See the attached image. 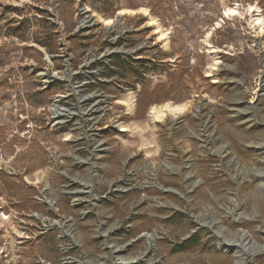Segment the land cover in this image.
<instances>
[{
    "label": "rangeland",
    "instance_id": "1",
    "mask_svg": "<svg viewBox=\"0 0 264 264\" xmlns=\"http://www.w3.org/2000/svg\"><path fill=\"white\" fill-rule=\"evenodd\" d=\"M258 13L0 0V264H264ZM168 102L189 108L153 119Z\"/></svg>",
    "mask_w": 264,
    "mask_h": 264
},
{
    "label": "bare ground",
    "instance_id": "2",
    "mask_svg": "<svg viewBox=\"0 0 264 264\" xmlns=\"http://www.w3.org/2000/svg\"><path fill=\"white\" fill-rule=\"evenodd\" d=\"M260 8H257L255 6H249V12L250 13H254L255 10L257 12H261L259 10ZM126 13H134L135 11H129V10H122L119 12V15H123ZM139 12L144 13V14H150L148 13V10L145 8H142L141 10H139ZM240 14V11L238 10V7L236 8H226L225 10V15L226 16H237ZM253 22L255 25L259 26L260 30L262 32H264V16L262 13H258L256 15H253ZM103 23H105L106 25H109L111 23H113L112 19H106L103 20ZM150 25H154L156 24V20L152 19L149 22ZM157 25V24H156ZM156 32H159L158 30ZM161 33V32H159ZM160 39L163 41L167 40V34L166 33H161L160 34ZM213 69V68H212ZM189 108V104L188 103H183V104H172L171 102L165 103L163 105H159V106H152L151 110H150V115L153 117V119L155 120H163L166 117H168V115H178V114H184Z\"/></svg>",
    "mask_w": 264,
    "mask_h": 264
},
{
    "label": "trees",
    "instance_id": "3",
    "mask_svg": "<svg viewBox=\"0 0 264 264\" xmlns=\"http://www.w3.org/2000/svg\"><path fill=\"white\" fill-rule=\"evenodd\" d=\"M109 59L111 60L110 62H112V66L115 67L116 69L118 70H126V73H130V74H134V71H133V67H125V63L128 61H126V59H131L130 56H126V55H121V54H113L109 57ZM135 63H139L141 64V67H138V69L142 68L143 72L142 73H138V76L142 77L146 74V71H145V66L144 64L148 63L146 62L145 59H140V60H135L134 61ZM96 67H100V66H103V62L101 63H97L96 65H94ZM93 66V67H94ZM109 66V65H108ZM127 68V69H126ZM104 76L106 77H110L111 75H108V74H105ZM138 76L136 75V78H138Z\"/></svg>",
    "mask_w": 264,
    "mask_h": 264
}]
</instances>
